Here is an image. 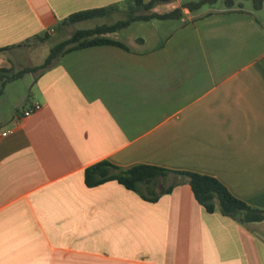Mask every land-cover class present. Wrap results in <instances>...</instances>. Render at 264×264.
<instances>
[{"label": "crops", "instance_id": "obj_1", "mask_svg": "<svg viewBox=\"0 0 264 264\" xmlns=\"http://www.w3.org/2000/svg\"><path fill=\"white\" fill-rule=\"evenodd\" d=\"M126 1L0 0V49L10 47L0 67H39L25 51L86 30L65 31L75 24L113 25ZM214 5L183 10L150 50H74L5 85L0 264H264V238L207 213L183 177L169 175L173 188L154 202L116 181L84 184V170L100 161L147 165L213 177L264 209V22L251 6ZM109 7L58 28L69 15ZM35 103L40 110L22 117Z\"/></svg>", "mask_w": 264, "mask_h": 264}, {"label": "trees", "instance_id": "obj_2", "mask_svg": "<svg viewBox=\"0 0 264 264\" xmlns=\"http://www.w3.org/2000/svg\"><path fill=\"white\" fill-rule=\"evenodd\" d=\"M217 1L198 0L196 2H188L181 7H175L166 12H158L155 8L159 4H167L172 2V0H151L147 3H144L142 0L126 1L124 3V11L128 12V18L126 20L116 22L109 26L103 25L93 29L74 32L69 38L56 44L49 50V54L41 66L24 68L17 72H13L10 68L0 67V95L7 83L22 77L26 73L46 70L71 51L105 44H112L127 49L124 44L109 39L107 35L128 27L132 22L153 19L180 20L183 16V10L191 13L202 9L206 5H214ZM245 1H250L255 10L262 8L263 0ZM233 2L234 0H225V6L229 7ZM111 10L112 7L74 13L61 21L58 28L104 17ZM45 39H47L46 36L41 40ZM24 45H27V42ZM8 49L10 47L0 49V53ZM169 175L185 178L195 200L207 213H218L230 218L251 233L264 238V209L249 206L237 199L217 179L210 176L190 172L168 171L147 165L121 169L108 161H100L84 170V184L92 188L109 181H116L126 189L137 193L142 199L154 202L161 195L168 194L173 188V185L166 187L163 185L162 180H165Z\"/></svg>", "mask_w": 264, "mask_h": 264}, {"label": "rangeland", "instance_id": "obj_3", "mask_svg": "<svg viewBox=\"0 0 264 264\" xmlns=\"http://www.w3.org/2000/svg\"><path fill=\"white\" fill-rule=\"evenodd\" d=\"M198 0H180L179 4L182 6L188 2H196ZM217 6H225L224 0H218ZM235 5L244 4V6H251L253 12L257 15L259 20L264 22V0L262 3V8L259 10H255L253 5L249 1L245 0H234ZM173 6H175V1H173ZM180 6V7H181ZM215 6V5H213ZM216 6V7H217ZM212 5H206L207 8H211ZM170 7L162 6L157 11L158 12H166L170 11ZM262 10V11H261ZM185 11V10H184ZM128 18V12H122L120 15L116 16V20H126ZM101 20H91L88 21L86 24H75L71 28H67L65 31L72 30V33L77 29H89L101 23ZM177 20H158L153 19L149 21H135L132 22L126 29L121 30L115 34H111V38L120 39L123 44L125 43L129 48L136 50V51H147L152 48L157 47L160 45L165 38L172 32V30L177 25ZM71 33H57L53 37H48L47 39L43 40L42 43L37 44L35 47H31L27 51L24 52L25 56L28 57L29 63L33 65H42L49 54V50L55 46L56 44L60 43L61 41L69 38ZM124 44V45H125ZM164 187H166L170 180L165 179L162 180Z\"/></svg>", "mask_w": 264, "mask_h": 264}, {"label": "built area", "instance_id": "obj_4", "mask_svg": "<svg viewBox=\"0 0 264 264\" xmlns=\"http://www.w3.org/2000/svg\"><path fill=\"white\" fill-rule=\"evenodd\" d=\"M52 32V31H50ZM41 106L37 103L32 104L31 106H29L27 109L23 110L22 112V117H28L31 114L35 113L36 111L40 110ZM6 132L2 133V136H6Z\"/></svg>", "mask_w": 264, "mask_h": 264}]
</instances>
